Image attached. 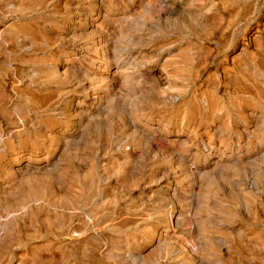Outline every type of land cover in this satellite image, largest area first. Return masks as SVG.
Returning <instances> with one entry per match:
<instances>
[{
	"label": "rangeland",
	"instance_id": "rangeland-1",
	"mask_svg": "<svg viewBox=\"0 0 264 264\" xmlns=\"http://www.w3.org/2000/svg\"><path fill=\"white\" fill-rule=\"evenodd\" d=\"M0 264H264V0H0Z\"/></svg>",
	"mask_w": 264,
	"mask_h": 264
}]
</instances>
